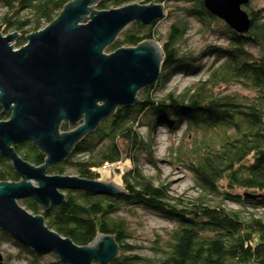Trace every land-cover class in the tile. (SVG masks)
Wrapping results in <instances>:
<instances>
[{
	"label": "trees",
	"instance_id": "obj_1",
	"mask_svg": "<svg viewBox=\"0 0 264 264\" xmlns=\"http://www.w3.org/2000/svg\"><path fill=\"white\" fill-rule=\"evenodd\" d=\"M71 1L0 0V34H17L13 43L20 48L28 35L53 22ZM132 1L135 0H100L96 9L118 8ZM155 2L165 10L169 2L187 4L166 13L173 21L160 44L163 56L158 81L139 92L140 104L115 109L75 145L62 163L47 170L49 175L73 172L80 178L97 180L98 170L104 165L123 164V193L96 195L69 190L64 192L62 203L48 209L31 198L21 204L30 213L42 216L49 229L78 246H88L98 235L114 237L119 254L110 264H264V219L241 217L223 205L230 201L252 209L264 206V15L261 9L243 6L250 28L246 34H238L210 15L202 0ZM189 18L206 27L220 24L221 38L227 45H207L202 49L201 55L214 58L204 79L178 94L156 97L155 93L174 73L189 74L200 69L201 55H191L181 48ZM155 25L131 24L111 48L158 42ZM8 118L9 113H3L0 107V121ZM157 124L172 132L182 130L171 157L193 175L200 191L198 197H171L168 186L156 184L144 174L143 163L155 162L149 136ZM142 125L148 128L146 138L138 130ZM70 129L67 122L61 123V131ZM185 137L190 139L189 145L183 143ZM13 149L33 166L44 163L45 155L30 141L13 145ZM18 181L9 161L0 156V183ZM134 209L175 221L166 232L165 241L154 244L155 258L126 255L131 251L126 243L128 225L117 214H132ZM0 240L12 241L5 233H0ZM23 252L38 259L26 249ZM48 264L62 263L55 259Z\"/></svg>",
	"mask_w": 264,
	"mask_h": 264
},
{
	"label": "water",
	"instance_id": "obj_2",
	"mask_svg": "<svg viewBox=\"0 0 264 264\" xmlns=\"http://www.w3.org/2000/svg\"><path fill=\"white\" fill-rule=\"evenodd\" d=\"M99 1L66 4L53 22L28 35L16 51L11 43L17 34H0V107L9 113L8 121H0V156L11 163L20 179L0 183V230L35 255L53 253L62 264H110L118 256V246L109 235H98L88 246H77L17 201L31 198L48 209L63 201L60 192L64 190L121 195L123 189L111 182L47 176L46 171L63 162L115 109L140 104L138 92L153 87L162 61V51L153 41L102 54L127 25L148 26L162 19V4H128L97 12L93 7ZM202 2L230 30L248 32L250 21L242 6L249 0ZM62 122L82 124L61 133ZM27 141L46 155L41 166L30 165L13 150V145Z\"/></svg>",
	"mask_w": 264,
	"mask_h": 264
},
{
	"label": "rangeland",
	"instance_id": "obj_3",
	"mask_svg": "<svg viewBox=\"0 0 264 264\" xmlns=\"http://www.w3.org/2000/svg\"><path fill=\"white\" fill-rule=\"evenodd\" d=\"M142 1L143 0H135L128 4L145 5L141 3ZM152 2H155V0H153ZM247 4L250 7H254L255 9H261V13L264 15V0H249ZM166 5H167V10L164 9V17L160 19L159 21H157L155 25V31L157 34L155 39H158L159 41L155 42L154 40H151L154 43H156V45H158L159 47H160V44L164 41V38L166 37V32L168 30L169 25L173 21L172 17L170 18L166 17V13L169 11L170 12L173 11L176 6H180V5L185 6L187 4H184L182 2H176V3L169 2ZM93 10L99 12L96 9V6L93 7ZM242 10L244 11L243 6H242ZM131 24L127 25L118 34L115 40H117L119 35L125 29H127ZM188 25L189 27H188L186 38L183 44L181 45L182 51H190L191 55H201L203 51L202 49H204V47L207 45L221 46V47H225L227 45V41L221 38L222 28L220 24H208L207 25L208 28H207L206 26H203L201 22L193 18H189ZM9 34H12V33H9ZM11 45L13 46L15 51L18 49L17 47L14 46L13 42L11 43ZM111 45L107 46L102 51V54L109 55L113 53L116 49L111 48ZM135 47L136 46L123 47V48H135ZM198 58H199L198 64L200 65V69L198 68L197 71H193L189 74H183V71H178L174 73V75L171 76V78L165 84L164 88L161 90H158L157 93H155V96L164 97L165 94L170 93V92H174L178 94L179 92H182L186 87L192 86L196 84L199 80L204 79L207 71L209 70L208 68L212 66V62L214 61L213 60L214 58L212 56H208V54H205V53L202 54L201 57H198ZM139 92L137 94V99L140 101ZM102 121H100L97 124L96 128L99 126V124ZM80 124H82V122H79L77 125H80ZM77 125L70 126L71 129L69 131H72ZM183 128L184 126L181 127V129ZM138 130L143 138L147 137L148 128L146 125H142L141 128H138ZM59 131L61 133L69 132V131H61L60 129ZM149 137L151 138V141H152L151 148H152L153 158L155 162L154 164H147L145 162L143 163L141 168L144 174L150 177L156 184H162V185L168 186L171 197H175V198L180 197L183 200H191V199L198 197L200 195L199 194L200 191L198 190L195 184V179L193 178V175L187 172L183 166H180L178 163H174L171 157L172 150L174 149V147H178L180 143V139L182 137V130L172 132L168 130L167 128L162 127L161 124H157L154 128V131L151 132V135ZM184 139L185 140L183 141V143L185 145H189L190 139L188 137L187 138L185 137ZM45 158H46V155H45ZM34 167H38V166H34ZM125 167L126 166H124L123 164H119L118 166L104 165L98 170L99 178L97 180H90V181H98V182H106V183L111 182L117 187H120L121 186L120 176H121V173L124 170H126L124 169ZM115 168H117L118 170H116ZM46 175L47 176L49 175L47 174V171H46ZM51 176H54V175H51ZM68 176L78 177L73 172H71L70 175ZM80 179H83V178H80ZM84 180H88V179H84ZM14 183H17V182H14ZM31 184L33 186H36L34 182H32ZM66 191H69V190H66ZM64 192L65 190L61 191L60 193H62L63 196L65 197ZM87 193H90V192H87ZM21 201L22 200L17 201L18 205L20 206H22ZM63 201H64V198H63ZM223 205L228 210L237 211L241 217L250 218L253 216L255 218L264 219V206L258 205L259 207L257 206L258 207L257 209H252L251 206L249 205H246V207H244L242 205H239L237 203H233L230 201H224ZM117 215L124 218L128 225L129 239H127L126 243L129 246L128 248L129 249L131 248V251L127 252L126 255H138L140 257L155 258L157 254H156V251L154 250V247H155L154 244L158 241H165L166 232L170 230L175 224L174 220H170L167 217H163L161 215H157L153 212L143 210V209H134L132 214L118 213ZM0 233H4V232L0 230ZM10 239L12 240L11 242L10 241L4 242L0 240V255L3 258V262L0 264H30V263L48 264V263H52L55 259L58 260V258L53 253H49L46 255H40V256L36 255L38 259L32 258L28 253L23 252V250L26 249L25 247L18 244L11 237ZM21 248H24V249H21ZM27 251L31 252L29 250ZM91 264H98V263L93 261Z\"/></svg>",
	"mask_w": 264,
	"mask_h": 264
},
{
	"label": "bare ground",
	"instance_id": "obj_4",
	"mask_svg": "<svg viewBox=\"0 0 264 264\" xmlns=\"http://www.w3.org/2000/svg\"><path fill=\"white\" fill-rule=\"evenodd\" d=\"M61 11H62V10H61ZM45 27H46V26H45ZM45 27H44V28H45ZM112 238L114 239V237H112ZM114 242L116 243L115 239H114ZM117 246H118V245H117ZM118 254H119V247H118Z\"/></svg>",
	"mask_w": 264,
	"mask_h": 264
}]
</instances>
